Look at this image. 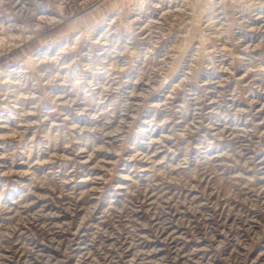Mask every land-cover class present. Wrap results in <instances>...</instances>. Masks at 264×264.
<instances>
[{
	"label": "rangeland",
	"instance_id": "obj_1",
	"mask_svg": "<svg viewBox=\"0 0 264 264\" xmlns=\"http://www.w3.org/2000/svg\"><path fill=\"white\" fill-rule=\"evenodd\" d=\"M190 2L198 12L209 7L190 16L188 0H0V264H28L27 252L12 241L32 250L26 228L35 225H9L39 211L37 204L46 213L41 231L49 222L66 230L88 208L96 189L84 177L93 173L81 165L78 177L65 178L72 164L58 157L106 142L122 145L125 156L150 153L158 145L149 142L162 136L173 137L164 140L173 151L153 157L164 160L157 168L180 164L172 175L194 186L182 189V198L197 197L199 210L181 213L178 231L141 245L157 250L148 258L264 264V0ZM192 121L199 131L181 137ZM225 151L242 152L247 167L226 161ZM96 156L116 159L104 151ZM37 160L45 161L32 170H51L61 185L33 188L36 202L22 201ZM132 167L122 159L119 170ZM147 177L140 174L141 182ZM238 185L258 191L246 188L245 201ZM172 236L181 246L167 245ZM112 256L124 264L133 252Z\"/></svg>",
	"mask_w": 264,
	"mask_h": 264
},
{
	"label": "clouds",
	"instance_id": "obj_2",
	"mask_svg": "<svg viewBox=\"0 0 264 264\" xmlns=\"http://www.w3.org/2000/svg\"><path fill=\"white\" fill-rule=\"evenodd\" d=\"M188 7L193 9L188 15L197 16L207 10L209 5L204 6L198 12V6L188 0ZM118 54L123 55L124 53ZM73 127L80 132L95 131V129L79 128L78 125H73ZM208 127L210 128L211 125ZM119 131L122 129L117 128L111 132H104L103 135L114 136ZM198 131V123L192 121L184 125V131L179 135L181 137L195 135ZM165 139H173V137L162 136L158 140L150 141L149 148L152 144L158 145L150 153L137 151L125 156L122 145L114 148L108 146V142H106L93 148L91 152L85 148H78L73 150L74 154L71 156L58 157L72 164L64 173L65 178L78 177L80 166H87L89 172L93 174L85 175L84 178L96 190L91 193L88 208L78 211L71 227L66 230L52 228L49 222L48 226L41 231L38 221L46 213L40 204H37L39 211L34 210L28 213V216L21 217L20 221L9 225L13 230H15L16 224L23 221L35 225L34 229L26 228L27 244L32 246V250H29L19 238L18 241H12L13 244L19 243L20 247L27 252L28 264H116V257H113L112 253H118L122 260L123 254L129 251L133 252V256L130 261H126L124 264H136L137 261L139 264H154V261L148 257L157 250H144L141 245L160 240L173 229L178 231L175 226L179 221L180 214L188 212L190 209L199 210V205L193 204V200L197 197H193L192 200L187 199L186 196L182 198V189H191L194 186L188 181H183L178 172L175 176L172 175L181 165H170L168 171L157 168L158 165L163 164L164 160L163 158L153 159V157L165 150L173 151L172 147L164 143ZM228 139L234 140L235 137L230 135ZM190 143L191 141H189ZM197 147H201V145H197ZM100 151L111 153L116 159L97 158L96 153ZM242 155L243 153L240 151L220 153V156L226 161H231L236 165H241L239 157ZM81 156V159H77ZM53 158L57 157L53 156L49 159ZM122 159L132 163L133 167L121 172L119 165ZM44 161L37 160L29 166L31 183L25 185L27 190L21 194L20 200H32V197L37 195L33 188L42 185L51 183L60 187L61 177L51 175V170L44 173L32 170L41 167ZM134 162H143L147 166L136 167ZM241 166L247 167V162ZM144 173H147L148 177L145 182H141L140 174ZM210 179L211 177H209ZM248 179L251 182L252 178ZM149 180L150 182H148ZM207 187L205 185L204 189L199 190L203 192ZM246 188L249 192L258 191L248 188V185H238L236 195H243L245 201L248 200L247 192L244 191ZM35 202L32 200V203ZM12 219L14 220V217ZM117 221L120 227L113 228V224ZM3 227L4 225L0 224V228ZM73 230L76 232L75 235H72ZM193 230L195 231L194 228ZM184 236L187 239L191 238L187 233ZM32 240L37 241V244H32ZM173 240L177 246H181L182 239H176L175 236L169 239L167 245L171 246ZM125 244L128 245L127 248L124 247ZM40 245L51 249V252L37 251V247ZM57 253L59 254L57 255ZM177 258H180V252H177ZM184 264H191V257L184 260Z\"/></svg>",
	"mask_w": 264,
	"mask_h": 264
}]
</instances>
